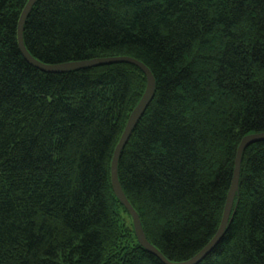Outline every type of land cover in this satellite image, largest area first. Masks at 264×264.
<instances>
[{
    "label": "trees",
    "instance_id": "obj_1",
    "mask_svg": "<svg viewBox=\"0 0 264 264\" xmlns=\"http://www.w3.org/2000/svg\"><path fill=\"white\" fill-rule=\"evenodd\" d=\"M27 1L0 0V264H161L110 184L144 75L32 67L16 34ZM23 42L45 64L130 57L151 71L118 180L168 261L195 256L219 226L241 139L264 132V0H37ZM199 264H264V142L243 152L232 220Z\"/></svg>",
    "mask_w": 264,
    "mask_h": 264
},
{
    "label": "water",
    "instance_id": "obj_2",
    "mask_svg": "<svg viewBox=\"0 0 264 264\" xmlns=\"http://www.w3.org/2000/svg\"><path fill=\"white\" fill-rule=\"evenodd\" d=\"M37 0H28L25 4L21 14L19 16V20L17 23V45L20 54L25 59V61L30 64L32 67L44 72V73H54V74H63L67 72L88 69L92 67H98L102 65H110V64H117V63H125L129 64L135 68H137L145 77V89L144 92L135 106V108L131 111L126 121L124 130L117 145L114 148L111 163H110V184L111 189L114 193V196L122 205L126 213L131 219L133 232L135 238L137 240L138 245L147 253L155 257L161 264H199L218 244L221 238L224 235L226 228L228 227L229 223L232 220V216L234 214V200L238 193L239 188V177H240V170H241V160L242 155L245 149L253 143L257 142H264V132L263 133H256L250 134L243 137L238 145L236 156L234 160V169L232 174V179L230 183L229 190L226 195L225 204L223 207L221 219L219 226L217 228L216 233L212 237V239L205 245L203 249H201L195 256L191 259L183 262H170L168 261L146 238L144 231L142 229L141 221L127 201L119 180H118V160L122 149L124 148L125 144L127 143L133 129L135 128L137 122L140 120L142 115L144 114L146 108L152 101L156 89V82L154 79L153 74L151 71L140 61H137L130 57H112V58H103V59H91L86 61H78V62H68L62 64H45L42 63L35 58H33L28 51L26 50L23 42V29L26 19L32 10L33 6Z\"/></svg>",
    "mask_w": 264,
    "mask_h": 264
}]
</instances>
